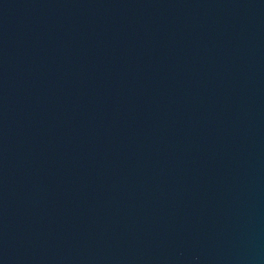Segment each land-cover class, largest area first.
<instances>
[{
  "label": "water",
  "instance_id": "95a60500",
  "mask_svg": "<svg viewBox=\"0 0 264 264\" xmlns=\"http://www.w3.org/2000/svg\"><path fill=\"white\" fill-rule=\"evenodd\" d=\"M0 264H264V0H0Z\"/></svg>",
  "mask_w": 264,
  "mask_h": 264
}]
</instances>
